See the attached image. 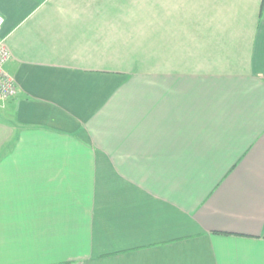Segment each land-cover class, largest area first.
<instances>
[{"label":"crops","instance_id":"obj_1","mask_svg":"<svg viewBox=\"0 0 264 264\" xmlns=\"http://www.w3.org/2000/svg\"><path fill=\"white\" fill-rule=\"evenodd\" d=\"M0 14V264H264V0Z\"/></svg>","mask_w":264,"mask_h":264},{"label":"built area","instance_id":"obj_2","mask_svg":"<svg viewBox=\"0 0 264 264\" xmlns=\"http://www.w3.org/2000/svg\"><path fill=\"white\" fill-rule=\"evenodd\" d=\"M4 19L0 14V102H5L17 94V85L14 78L7 72L6 66L11 55L6 39L1 37Z\"/></svg>","mask_w":264,"mask_h":264}]
</instances>
